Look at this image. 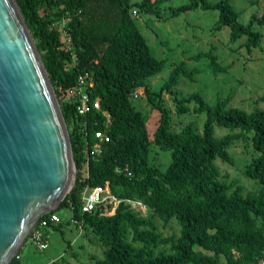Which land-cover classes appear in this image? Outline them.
Listing matches in <instances>:
<instances>
[{
  "label": "trees",
  "instance_id": "trees-1",
  "mask_svg": "<svg viewBox=\"0 0 264 264\" xmlns=\"http://www.w3.org/2000/svg\"><path fill=\"white\" fill-rule=\"evenodd\" d=\"M165 1L15 0L61 110L76 174L72 189L39 220L59 208L72 207L71 215L82 220V228L91 229L106 246L92 264H258L264 256V108L248 111L233 106L229 96L217 97L214 104L197 92L177 97L173 88L180 76L193 80L197 73L184 61L172 68L157 91L149 88L146 79L163 68L164 60L150 52L132 10L153 12ZM198 6L218 11L214 27L228 26L230 42L242 39L247 52L260 46V33L253 23L257 20L264 25V11L242 24L230 0H191L177 9ZM66 12L71 14L65 27L69 44L54 26ZM203 56L209 59L213 73L229 70L211 49L193 58ZM83 70L90 72L89 92L98 98L109 123L95 110L79 115L72 102L60 98V88L74 85ZM138 88L159 112L151 140L146 114L132 103ZM164 90L173 94L177 114L188 110L186 101L196 102L194 110L205 113L201 132L192 122L177 131L170 128L172 115L163 104ZM215 126L227 128L228 133L215 136ZM97 129H103L109 140L98 155L87 160L84 144L94 141L92 131ZM248 132H252L250 140L257 155L246 165L244 175L260 186L245 193L237 180H220L214 160L232 163L228 146ZM150 141L169 151L165 169L150 163ZM106 183L120 200L113 212H108V205L82 213L84 189ZM124 199L140 201L150 213L142 215ZM171 221L178 233L164 234L162 228ZM49 225L59 227L60 222ZM17 254L8 264H20Z\"/></svg>",
  "mask_w": 264,
  "mask_h": 264
},
{
  "label": "rangeland",
  "instance_id": "rangeland-1",
  "mask_svg": "<svg viewBox=\"0 0 264 264\" xmlns=\"http://www.w3.org/2000/svg\"><path fill=\"white\" fill-rule=\"evenodd\" d=\"M191 0H168L153 12L138 11L133 20L139 32L145 39L150 52L158 59L164 60L163 68L155 75L148 77L146 82L149 88L157 91L168 78L172 68L184 61L186 67L197 69L193 80L180 76L179 82L173 89L177 97H186L193 92L199 93L209 104H214L217 97L229 96V103L233 106L251 110L254 107L264 108V25L257 20L253 29L260 33V46L247 52L243 40L229 41V27L220 29L214 27L218 11L204 9L200 6L190 9H177ZM216 2L218 0H208ZM233 7L239 12L238 21L247 24L252 15L259 17L264 11V0H230ZM43 7V6H41ZM43 9V8H41ZM65 41V38L61 36ZM217 56L222 65H229L227 72L213 73L209 59L205 56L193 58L199 52L208 50ZM138 98H133V105L146 114V128L148 139L151 140L157 126L159 112L150 104L142 89H136ZM61 98V95H60ZM163 104L171 111L172 130H179L181 126L192 122L195 129L201 132L205 113H197L194 100L185 102L188 110L177 114L173 94L162 92ZM228 133L225 127L215 126L214 134L219 137ZM252 132L228 146V152L233 159L232 163L214 160L220 172V180L229 182L238 181L243 192H253L259 188L256 179L244 175L246 165L257 152L253 149L250 137ZM150 163L165 169L170 162V153L155 143H149ZM55 213L60 218V226L47 225L41 228L47 247L39 249L28 234L18 249L20 264H50L58 261L60 264H92L102 256L103 245L91 229H79L70 223V209L59 208ZM148 208L142 209L141 214H149ZM164 234L178 233L175 221H171Z\"/></svg>",
  "mask_w": 264,
  "mask_h": 264
},
{
  "label": "water",
  "instance_id": "water-1",
  "mask_svg": "<svg viewBox=\"0 0 264 264\" xmlns=\"http://www.w3.org/2000/svg\"><path fill=\"white\" fill-rule=\"evenodd\" d=\"M67 128L15 0H0V264L74 186Z\"/></svg>",
  "mask_w": 264,
  "mask_h": 264
},
{
  "label": "built area",
  "instance_id": "built-area-1",
  "mask_svg": "<svg viewBox=\"0 0 264 264\" xmlns=\"http://www.w3.org/2000/svg\"><path fill=\"white\" fill-rule=\"evenodd\" d=\"M132 14L134 16L138 15L134 9L132 10ZM70 18L71 14L66 12L60 18V20L54 24V26L60 31L61 36L65 38V42L67 44H69V39L67 37L65 27L70 21ZM73 62L75 63V60ZM92 84L90 72L88 70H83L77 74L74 85L64 89L60 88L61 99L72 102L79 115L86 116V114L95 110L98 111L103 120H105V123H109L110 121L107 112L100 111L98 98L89 92ZM132 97H138L136 91L133 92ZM96 122L97 120H94L92 123L95 124ZM92 134L94 141L91 143L86 141L84 144V153L87 160L98 155L101 151L102 144L109 140V135L103 129L93 130ZM119 201L120 200L110 192V189L106 183L103 186L84 189L80 198V210L82 213H84L90 212L96 207L108 208V205H111L108 212L112 213ZM124 202L129 204L132 208L139 210L140 212L142 209L147 208L138 200L124 199ZM68 209L71 211L72 207ZM60 221L61 220L56 213H50L47 217L37 220L36 224L32 227L29 236L35 241L39 249H45L47 247V242L41 228L49 225V223H58ZM68 221L76 225L79 229L82 228V220L73 217L71 214ZM258 264H264V256L259 260Z\"/></svg>",
  "mask_w": 264,
  "mask_h": 264
}]
</instances>
